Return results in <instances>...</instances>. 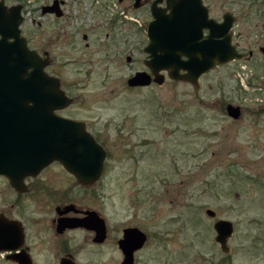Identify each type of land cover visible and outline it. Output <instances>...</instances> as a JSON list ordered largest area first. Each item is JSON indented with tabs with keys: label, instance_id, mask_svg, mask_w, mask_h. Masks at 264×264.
<instances>
[{
	"label": "rangeland",
	"instance_id": "374dc122",
	"mask_svg": "<svg viewBox=\"0 0 264 264\" xmlns=\"http://www.w3.org/2000/svg\"><path fill=\"white\" fill-rule=\"evenodd\" d=\"M47 1H26L24 36L49 60L45 70L71 98L62 114L85 120L106 151L103 175L88 189L75 186L73 198L78 207L100 213L107 236L95 243L92 230L73 229L69 245L75 264L120 263L117 240L127 226L146 234L134 264H264V98L255 94L256 79L245 80L248 91L238 93L233 75L240 65L259 69L264 63L259 50L264 0L249 8L243 0L223 4V11L240 12L235 28L240 35H233V42L254 55L201 75L198 86L172 80L166 71L161 84L130 86L135 72L146 71L144 32L92 17L83 8L88 0H63L61 18L42 16L39 5ZM106 8L110 18L116 7ZM34 18L40 25L30 24ZM90 31L84 39L81 34ZM246 73L250 79L248 69L239 72L243 79ZM225 102L240 103L238 120L225 113ZM50 169L32 184L54 180L55 167ZM43 201L37 190L16 196L0 176V213L21 224L22 246L33 264H58L60 249L45 224L51 203ZM207 209L215 215H207ZM217 219L233 224L227 253L214 239ZM5 255L0 252V264H14Z\"/></svg>",
	"mask_w": 264,
	"mask_h": 264
},
{
	"label": "water",
	"instance_id": "95a60500",
	"mask_svg": "<svg viewBox=\"0 0 264 264\" xmlns=\"http://www.w3.org/2000/svg\"><path fill=\"white\" fill-rule=\"evenodd\" d=\"M199 2L195 0L194 4H188L186 0H168L174 10L172 16L160 11L154 14V20L147 27L148 43L144 48L149 72H135L128 79L130 86L147 85L151 80L161 84L165 78L162 71H166L172 80L198 86L201 74L243 56L231 44L230 35H205L202 38V35L189 34L200 32L201 28L185 10H193L194 5L199 7ZM205 15L203 13L204 19ZM13 17V35H0V175L5 176L15 190L24 192L26 176L36 175L57 160L67 170H71L73 162V174L82 184H91L100 175L105 150L85 130L81 121L56 113L66 107L71 98L61 89L59 79L45 71L49 60L29 48L26 38L20 35L16 8ZM229 114L237 118L239 111L230 106ZM85 167L90 168L89 173H80ZM90 214L89 223L84 226L94 229V240L100 242L105 237V225L96 212ZM206 214L212 217L215 212L207 209ZM77 225L83 224L73 221V227ZM213 228L214 239L222 251L227 252L232 222L217 219ZM23 240L19 221L0 213V252L13 251L7 258L18 264H33L27 250L20 249ZM145 240L146 234L139 228H124L117 242L123 254L118 264H134V252ZM59 264L75 262L62 258Z\"/></svg>",
	"mask_w": 264,
	"mask_h": 264
},
{
	"label": "flooded vegetation",
	"instance_id": "af4514ba",
	"mask_svg": "<svg viewBox=\"0 0 264 264\" xmlns=\"http://www.w3.org/2000/svg\"><path fill=\"white\" fill-rule=\"evenodd\" d=\"M26 1L27 0H0V35H13L14 8L17 9L18 15L20 17V21H19V25H18L20 35H23V36L28 35V33L25 31V24L27 23V19L25 17L26 6H27ZM85 1H87V0H85ZM94 1H96V0H88L87 2H85L84 6H83V8H85V9L86 8L90 9V13L92 14V17L96 16L98 18H104V19L107 18V20L110 19V22H112V23L119 20L122 22V24H126L125 25L126 30H128L129 24L132 26L133 25L137 26L138 32L139 33L144 32V35H146V37H147L148 24L152 20H154V18H155L154 14H157V12L160 11L163 14L172 16V14L174 13V10L172 9V5L168 3V0H107V1L101 0V2L103 4L105 3L104 5L101 4V6L98 5L99 2H98V4H95ZM194 1L195 0H186V2L188 4L189 3L194 4ZM199 1H200L199 7H196L194 5L193 10L192 9L191 10L190 9L185 10L186 8L184 9L185 12H187V15H192L191 18L195 19L196 23L201 28L200 32L196 31V32H192L189 34L202 35V38H204L205 35H230L231 44L237 49V51L239 53L243 54V56L241 58L234 59V60H239V59L249 60V59H251L254 55V52L252 50H248V52L246 54L237 48L238 43L236 41L233 42V38H234L233 35H240L239 33H237L235 31V28L237 26L238 16H239L240 12L238 10H234L232 8H229L228 10H224V11L221 10V7L223 6V4H226V3L230 4L236 0H199ZM243 1L245 3V8H249L250 6L254 5L256 2H259V1L262 2V0H243ZM169 2H172V0H169ZM63 3H64L63 0H51L50 2L49 1L44 2V3L39 5L40 14L42 16L49 15V16H52L55 18H61L64 14V11L62 9ZM108 4L115 5V7H116L115 10L112 8L113 11L111 12L112 16L110 18L108 17L107 8H106L108 6ZM214 8H216V10H214ZM57 13H60V14L58 15ZM203 13H206V15L204 16L205 19L203 18ZM262 13H264V12H262ZM109 14H110V12H109ZM206 19L212 20L213 24H212V22H207L208 23L207 24L205 21ZM33 23H37L38 25H40V22L36 21L35 18L31 19V21H30V24H33ZM211 24L213 25L212 29H211ZM262 26L264 27V22L262 23ZM92 34L93 33L90 31L89 33L87 32V34H81V35H84L83 38L85 39L86 35H92ZM101 34L102 35H109L108 32L107 33L103 32ZM101 34H99V35H101ZM260 35H264V29L261 31ZM147 39H148V37H147ZM26 43L28 45L27 39H26ZM147 43H148V41H147ZM147 43L143 46V51H144V48L147 45ZM259 50H260L261 54L264 56V47L260 46ZM43 55L47 56V54L45 52L43 53ZM147 56H145L146 58L143 59L144 66H146L145 60L148 58ZM183 58H185V57H183ZM130 60H131V57L128 56L127 61H130ZM231 61H233V60H231ZM262 61H264V57H263ZM223 65H226V63L218 64L214 68L208 70L207 72H209V71H211L217 67H221ZM241 67H242V65H240L238 68H236L235 69L236 72L233 73V75L235 76V79L237 80L235 90L238 93H243V92L245 93L246 91H248V90H245V86H244V85H246V84H244L245 80H246V82L251 84L253 82V79H256L257 86H255V88H254V90H256L255 94L258 96L261 95L262 98H264V63H262L259 66L260 67L259 69H254L253 65L252 66L251 65L250 66L245 65L244 68H246V69H240ZM247 69L250 71L251 78L249 79V73H246L245 74L246 79H243L241 74H239V72H242L244 74V71L247 72ZM146 71H149L147 66H146ZM180 71H185V70H180ZM207 72H205V73H207ZM205 73H203V74H205ZM203 74H201V75H203ZM49 75H51V74H49ZM240 78H242L243 81ZM230 106L233 109H235V107H236L237 110L239 111V116L237 118H234L229 114V107ZM65 108L66 107L56 110V113L60 116L66 117V118L81 121L83 123L85 130L92 135V133L88 129V123L85 120H83L81 118H76L75 116H67L66 114H62V111ZM223 108H224L225 113L230 118H232L234 120H238L241 117L242 108L240 106V103L225 102ZM105 156H106V151H105ZM105 156L103 159L102 170L100 172V175L97 177V179H95L91 184H88V185L82 184L78 180L77 176L73 174V162H72L71 170H67L64 167V165L57 160L50 162L48 165L43 167L37 173V174H42L48 170H52L50 168L55 167V169H53V171L56 174V175H54V180H50V179H52V178H50V179H47L46 181H43L42 183L40 181V183H41L40 185L38 184L37 186H34V184H32V180H33V178H35V176L37 174L34 176H26L23 179V182H24L25 188H26V190L24 192H19V191L15 190L10 185L11 189H14V191L16 192V196L24 195V194H27V192H29V191H36L37 190L40 198L45 200V201H43L44 203H47V201H48V204L51 203L49 218L46 219L45 224H48V226L50 227L53 238L56 239L57 244H58L59 249H60L59 255L57 256L58 264L62 258L69 259L72 262L74 261L73 260V245H69L70 239L73 238V229L86 228L88 230H92L94 232V236L92 238V241L95 243L103 242L107 236L106 223H105L104 218L100 215V213L98 211H96L95 209L89 207V206L78 207L77 202L75 201L76 198H73V188H75V186L80 185L81 188L88 189L89 187H91L93 184H95L100 179V177L103 175L104 170H105ZM89 170H90L89 167H85V168L81 169L79 172L88 174ZM0 176H2V175H0ZM3 177L6 178L5 176H3ZM7 181H8V179H7ZM59 182H60V184H59ZM67 184L69 185L68 187H66ZM90 212H96L97 215L103 220V223L105 225V237L100 242L94 240V237L96 234L94 229L87 228L86 226H84V224L89 223V218L92 216L90 214ZM11 220H15V219H11ZM73 221H77V222L79 221L83 225H77V226L73 227ZM127 227H131V226H127ZM133 227H136V226H133ZM124 228H126V227H123L122 230ZM215 235H216V232H215ZM23 237H24V233H23ZM121 237H122V235H121ZM118 240H117V242H118ZM216 243H218V242L216 241ZM22 245H23V243H22ZM219 246H220V244H219ZM20 249H26L27 252L29 253V250L26 246H24V247L21 246ZM220 249H221V247H220ZM228 251H229V249H228ZM11 253H13V251L7 252L5 255L6 258H7V255L11 254ZM121 253H122V251H121ZM122 258H123V254H122ZM7 259H9V258H7ZM11 261L14 264H18L17 262H14L13 260H11Z\"/></svg>",
	"mask_w": 264,
	"mask_h": 264
}]
</instances>
